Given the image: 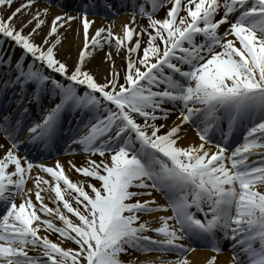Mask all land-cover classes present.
I'll list each match as a JSON object with an SVG mask.
<instances>
[{"label":"snow or ice","instance_id":"snow-or-ice-1","mask_svg":"<svg viewBox=\"0 0 264 264\" xmlns=\"http://www.w3.org/2000/svg\"><path fill=\"white\" fill-rule=\"evenodd\" d=\"M53 4L61 12L48 21ZM128 5L119 32L108 24L90 33L94 0L76 16L62 0H24L0 16V49L12 42V52L0 50V96L11 89L16 105L0 115V264H191L198 245L213 253L204 264H216L225 242L228 264H264V0H118ZM22 13L29 19L17 27ZM77 19L83 42L69 67L56 55L59 29ZM105 45L100 82L86 65ZM122 50L121 71L113 53ZM185 125L198 142L182 143ZM30 150L86 159L66 170L34 163ZM150 252L173 258L133 255Z\"/></svg>","mask_w":264,"mask_h":264},{"label":"bare ground","instance_id":"bare-ground-1","mask_svg":"<svg viewBox=\"0 0 264 264\" xmlns=\"http://www.w3.org/2000/svg\"><path fill=\"white\" fill-rule=\"evenodd\" d=\"M74 1H75L74 4H70V1L62 0V3L64 5L62 10L64 12H67L69 15H72V16H76L78 11L80 10L79 4H82L85 2V0H74ZM108 2L112 3L113 7L116 8L117 14L112 15L111 13H109L108 10H106L103 7L102 0H94V3L96 4V8H95L96 14L93 15L91 11L89 13V19L94 20V24L91 25L90 29H89L90 33L95 28H98L102 25H108V24L112 25L114 32H119L122 25L124 23H126L131 18V6L130 5H128L127 7H117L118 0H108ZM23 3H24V1H23ZM37 4L40 7H44L46 5V0H44V1L37 0ZM32 7H33V10H35L36 5H33ZM60 12H61V9L59 7H56L55 4H53V6L50 9V14L47 17V20L50 21L52 19L53 15L59 14ZM22 15L27 16L26 19L29 18V14H27V13H22ZM137 18H138L140 24H146V18H140L139 16H137ZM70 23H71V27L67 28V30H65V28L59 29V31L64 33V36L66 37V39H63L62 43L57 46L56 52L58 54H60V56L62 57L63 60H65L68 63L73 64L76 61L78 51L82 47L83 36H82V24L80 23V21L77 19V20L71 21ZM47 30H48V24L46 23L45 25H43L41 27V29L39 30V35H37V36H44L46 34ZM78 33H79V35H78ZM108 50L109 49H108L107 45H105V48L103 50L94 51L92 57L88 58V62H87L86 66L99 79L104 78V76L108 73V70L110 67L109 63L106 62L104 59L105 53ZM123 57H124V51L123 50L121 51L119 56H117L115 53H113V59L115 60V65H116L117 69H119V70H121V67L124 66L126 63V61ZM15 58H16V56L13 59H15ZM11 91L12 90L9 89L8 92L4 93L3 96H0V115H3L4 113H7V112H12V110L14 108H16V105L14 103L15 98H13L12 101L9 100V96H10ZM13 115H15V113H13ZM175 120H176V114H173L168 119L167 123L171 124ZM160 122L163 123L164 121H160ZM71 128L72 129L76 128V121L75 120H73ZM185 128H186V132L184 134V140L182 141V143L188 144V143L198 142L195 131L191 127H188L187 125H185ZM69 135H72V133L69 132ZM0 143H5V145H6V142L3 140L2 137H0ZM73 147H75V146H73ZM22 151H23V149H22ZM29 153L35 157L34 163H44L48 166H52L56 160H59V161H61V163H63L65 165L66 170H67V161L68 160H72L73 163H76L77 165H81L84 163V161L86 159V155L83 154L82 152H79V151L76 152L75 154H71L70 152L58 153L52 159H43V157H42L43 152H35L34 150H30ZM0 155H2V152H0ZM93 158L95 159V157H93ZM251 159L256 160V159H258V157L253 156V157H251ZM37 171H39V170L35 169V168L33 169V173H35ZM66 174H68L70 176V179H72L73 181L83 179V177L80 174L76 173L74 170H72L70 172L66 171ZM27 186L28 187L32 186L31 180L28 181ZM44 195L48 196V195H53V194L48 192V193H44ZM153 195H156L157 199L161 203L164 202L158 194L153 193ZM145 198H147V197H142V199H145ZM33 199H34V197H33ZM45 202L49 203L50 207L55 206L50 201H48L47 199ZM162 214H165V213H155V214H152V216L162 215ZM168 214H170V213H168ZM152 216H145L142 218L143 219H151ZM223 246H224V248H223L224 250L221 254L218 255V259H217L216 264H228L229 260L231 259L232 254L228 250L227 242H225ZM156 253H158V252H156ZM30 254H34V253H30ZM212 254L213 253L209 252V250H197L196 249L193 252H190L188 254V259L191 261V264H204L205 259ZM133 255L137 256L139 259H155L157 256L163 257V255H159V254L152 255V256H140V255H136L135 253H133ZM167 256H170V255H167ZM170 257L173 258V256H170Z\"/></svg>","mask_w":264,"mask_h":264},{"label":"rangeland","instance_id":"rangeland-1","mask_svg":"<svg viewBox=\"0 0 264 264\" xmlns=\"http://www.w3.org/2000/svg\"><path fill=\"white\" fill-rule=\"evenodd\" d=\"M23 1L24 0H13L11 6H7V5L0 6V16L6 18L16 7H18L19 5H21L23 3ZM181 15H185V12H181ZM26 18H27V16L22 15V14H18L17 17L14 20V22L17 25V27H19V25H20V23L22 21L27 20ZM31 27H32V25H29V27H27V28L24 29V32L27 33L30 30ZM33 38L35 39V41L37 43H40L41 40H42V38H43V36L34 35ZM144 39H147V37L145 36ZM5 49L7 51L10 49V51L12 52V47L10 48V47L7 46ZM17 53H20V49L17 50ZM56 55H57V57L59 59L63 60L62 57L60 56V54H58L57 52H56ZM68 65H69V67H71L72 64L71 63H68ZM121 71H122V68H121ZM95 77H96V79L98 81L103 82V79H99L96 75H95ZM93 183H96V182L93 181ZM72 203H73V206H75V202L72 201ZM63 211H65V214L69 215L70 219H72L74 222H78V219H74L72 216H70L69 213L66 212V210H63ZM54 222L59 223L58 220L57 221H54ZM50 239H53L55 241L56 240V236L53 234V235L50 236ZM61 246L62 247H65V248H67V247H73V248H75L76 247L73 243H71L70 241H67V240H65ZM147 254H150V253H147Z\"/></svg>","mask_w":264,"mask_h":264}]
</instances>
